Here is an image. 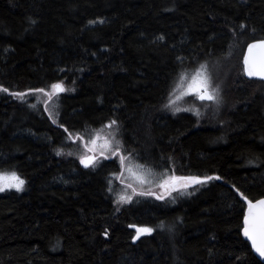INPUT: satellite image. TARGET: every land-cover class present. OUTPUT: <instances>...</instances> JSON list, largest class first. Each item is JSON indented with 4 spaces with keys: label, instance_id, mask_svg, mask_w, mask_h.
I'll return each mask as SVG.
<instances>
[{
    "label": "trees",
    "instance_id": "1",
    "mask_svg": "<svg viewBox=\"0 0 264 264\" xmlns=\"http://www.w3.org/2000/svg\"><path fill=\"white\" fill-rule=\"evenodd\" d=\"M259 39L264 0H0V172L25 182L0 192V264H263L241 236L237 192L264 198V82L241 64ZM205 63L229 74L227 112L165 107ZM53 83L65 89L56 117L35 91ZM112 121L124 155L213 179L120 205L109 177L121 162L74 158ZM130 225L154 231L134 243Z\"/></svg>",
    "mask_w": 264,
    "mask_h": 264
},
{
    "label": "rangeland",
    "instance_id": "2",
    "mask_svg": "<svg viewBox=\"0 0 264 264\" xmlns=\"http://www.w3.org/2000/svg\"><path fill=\"white\" fill-rule=\"evenodd\" d=\"M207 67L203 66L202 68L195 65L193 68L185 73H182V75L178 78L174 89L172 93L171 100L169 101V104H171V111L173 113H182V112H188L189 114H192L195 117L201 118L202 116H205L207 119H210V121H216L223 116L227 110H228V103L224 94L223 89L225 90L226 85L228 83L229 74H223L218 70L219 64L215 63V66L210 65L208 63ZM199 73L200 77L203 78L205 76L210 75L211 76V82H212V88L218 90V96L219 100L218 102H199L197 101V97L195 94H189V95H183L182 93L186 90V87L188 84L192 82V79L196 76V74ZM228 74V75H227ZM179 85V87H178ZM51 91V88H50ZM177 97H180L177 99ZM37 99L46 102L49 111L51 112L54 117L57 115V108H58V100L56 96L52 98L51 101H49L48 97L46 95H40ZM175 101V103H172ZM175 108L180 109H190L189 111H175ZM199 110V115L196 114V111ZM115 132L114 127H108L106 131H101L94 133L90 138H87L86 140H83L81 145V152L77 155H75V162L79 165H81V157L84 156H90L95 155L96 161L95 166H90L87 169L96 170L101 164H103L105 161H116L120 162V157H124V163L122 165V171L115 172V174H110V180L113 179V182L120 186V192L118 194V198L120 199L121 196H131V202L135 200L136 198H147L152 197L154 200H161L156 199V196H162L163 199L172 198L176 196L185 195L188 192H191V190H194V193L199 192L203 189V187L200 184H196L193 186H189L186 189H180L177 191L172 192H166L164 189L160 188L158 185L162 179L167 178L168 176L175 175L174 168H170L169 170L166 168H155L152 163L140 161L135 158H130L131 155H124L122 153L123 148L120 147V155H117L113 149L116 148L118 145H120V141H118L116 138L113 137V134ZM102 133V134H101ZM104 134V135H103ZM108 141L110 144L109 148H105L104 144L105 141ZM107 157V158H105ZM145 159H148L147 157ZM150 160V159H148ZM0 173H11L10 171H3ZM139 177V178H138ZM141 178L143 182H141ZM131 185V187H129ZM198 187V188H197ZM133 188L136 189V192H133ZM197 188V189H196ZM15 188L6 190H12ZM16 190V189H15ZM3 192V191H2ZM139 192H145V193H151L149 195H139ZM130 202H121L122 204H128Z\"/></svg>",
    "mask_w": 264,
    "mask_h": 264
},
{
    "label": "snow or ice",
    "instance_id": "3",
    "mask_svg": "<svg viewBox=\"0 0 264 264\" xmlns=\"http://www.w3.org/2000/svg\"><path fill=\"white\" fill-rule=\"evenodd\" d=\"M94 23V22H90ZM103 23V21H100ZM160 39H163L161 37ZM248 54L243 58L244 68L243 71L248 77H259L264 79V39H259L254 43L247 45ZM179 87V85H178ZM0 91L7 92V88L0 87ZM37 92L44 93L49 101L52 100L59 92L65 91L62 83H53L51 85V91H45L43 88L35 89ZM195 94V96L201 101H213L218 102V90L212 88L211 76L200 77V74L197 73L196 76L192 79V82L187 85L186 90L182 93L183 95ZM12 95L17 97H23L24 93H12ZM180 97H177L179 99ZM172 103H175L173 101ZM165 107H171V104H166ZM175 111H189L190 109H180L175 108ZM196 114L199 115V110L196 111ZM55 123V121H53ZM116 121H112L108 127H111L112 124H115ZM67 131V129H65ZM105 148H109L110 144L106 140L104 144ZM120 147L118 145L113 151L120 155ZM59 154V153H58ZM107 158V157H105ZM80 162L85 166H95V157H81ZM120 162L123 165L124 157H120ZM139 178V177H138ZM213 177H205L201 179L200 177H185V176H168L165 179H162L159 183V187L164 189L166 192L177 191L180 189H186L192 184H203L207 180H211ZM215 179H220V177H215ZM141 182H143L141 178ZM24 180L21 179L15 172L11 173H0V192L4 191L6 188L11 189L15 188L17 191L22 190L24 185ZM131 187V185H129ZM133 192H136V189L133 188ZM237 192L240 198L247 204V210L243 214V227L242 233L244 237L251 242L252 248L258 253L261 257H264V199H259L253 202L252 199L248 198L243 192L237 189ZM151 193L139 192V195H149ZM156 199H163L162 196H156ZM121 202H131V196H121ZM130 227H132L130 225ZM154 229L151 227H138L136 239H139L141 235H151Z\"/></svg>",
    "mask_w": 264,
    "mask_h": 264
},
{
    "label": "water",
    "instance_id": "4",
    "mask_svg": "<svg viewBox=\"0 0 264 264\" xmlns=\"http://www.w3.org/2000/svg\"><path fill=\"white\" fill-rule=\"evenodd\" d=\"M256 41H257V40L251 41V42H249L248 44H250V43H254V42H256ZM248 44H247V45H248ZM247 45H246L245 48H244V51H243V54H242V58H241L242 70H243V68H244L243 58H244V56H246V55L248 54ZM243 75H244V78L247 79V80H252V81H262V82H264V79H260L259 77H248V76L244 73V71H243ZM59 93H60V92H59ZM197 101H199V102H210V101H207V100H205V101H201V100H199L198 98H197ZM88 157H95V159H96V156H95V155H90V156H88ZM81 165H82L83 168H88V167H85L82 163H81ZM192 185H195V184H192ZM262 199H264V198H262ZM246 210H247V208H246ZM246 210H245V212H246ZM131 226H132V227L129 226V228H130V230H132V231L135 233V234H134V238H133V242L135 243V242H137V240H138V239H136V236H137V228H138L139 226H137V225H131ZM242 227H243V220H242ZM145 235H146V234H145ZM142 236H144V235H141L140 238H141ZM241 236H242V238H243V239L249 244V247H250L252 253L254 254V256H255V257H256L261 263L264 264V257H261L258 253L255 252V250L252 248L251 242H250L249 240H247L246 237H244V235H243V233H242V229H241Z\"/></svg>",
    "mask_w": 264,
    "mask_h": 264
}]
</instances>
